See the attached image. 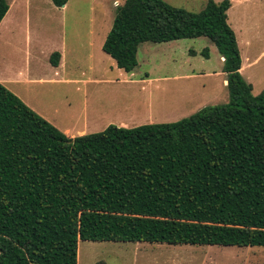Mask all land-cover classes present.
Returning a JSON list of instances; mask_svg holds the SVG:
<instances>
[{"label": "trees", "instance_id": "1", "mask_svg": "<svg viewBox=\"0 0 264 264\" xmlns=\"http://www.w3.org/2000/svg\"><path fill=\"white\" fill-rule=\"evenodd\" d=\"M231 1L115 8L101 51L125 73L146 42L203 37L223 59L228 102L176 122L69 138L0 84V264H76L78 240L264 247V88L239 73Z\"/></svg>", "mask_w": 264, "mask_h": 264}, {"label": "rangeland", "instance_id": "2", "mask_svg": "<svg viewBox=\"0 0 264 264\" xmlns=\"http://www.w3.org/2000/svg\"><path fill=\"white\" fill-rule=\"evenodd\" d=\"M123 1L68 0L61 9L49 0H6L10 8L0 24V77L7 84L2 85L73 137L109 125L172 123L228 102L221 57L203 37L141 43L133 71L117 69L101 45ZM163 1L193 13L206 2ZM238 3H231L226 23L239 51V73L255 96L264 88V0ZM54 52L61 56L58 67L48 62ZM76 264H264V247L78 240Z\"/></svg>", "mask_w": 264, "mask_h": 264}, {"label": "crops", "instance_id": "3", "mask_svg": "<svg viewBox=\"0 0 264 264\" xmlns=\"http://www.w3.org/2000/svg\"><path fill=\"white\" fill-rule=\"evenodd\" d=\"M238 1H241V0H232L231 1V3L233 4V3H238ZM239 4V3H238ZM66 6V5H65ZM65 6H63V7H61V9H63ZM231 7V6H230ZM9 6H8V12H9ZM24 10V9H23ZM104 10V9H103ZM7 15V14H6ZM61 58V56L59 57V59ZM222 58H221V62H222ZM60 61V60H59ZM59 66V62H58V64H57V67ZM242 69V64L240 65V70ZM0 84L2 85H6L7 84V82H6V80H4L3 78H1L0 77ZM223 84L224 85H226V81H223ZM6 87V86H5ZM9 89V88H8ZM11 91V90H10ZM14 95H16V97L17 98H19L21 101H22V103L23 104H25L30 110H32L33 112H35L37 115H39V116H41L42 118H44L42 115H40L38 112H37V110L35 109V108H33L30 104H29V102L28 101H26L22 96H20L19 94H17L16 92H13V91H11ZM45 119V118H44ZM47 120V119H46ZM122 127L123 128V126L121 125V124H119V126L118 127ZM62 134H65V135H67V131L66 130H63L62 131ZM75 135H76V137H79V136H82L83 135V131L81 130V131H79V132H77V133H75ZM67 137H69V138H74L72 135H69V136H67Z\"/></svg>", "mask_w": 264, "mask_h": 264}]
</instances>
